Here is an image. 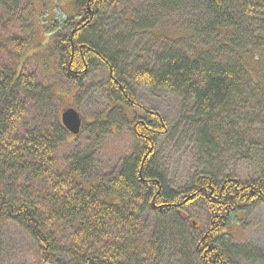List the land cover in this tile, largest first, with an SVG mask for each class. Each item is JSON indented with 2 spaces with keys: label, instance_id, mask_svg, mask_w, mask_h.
Listing matches in <instances>:
<instances>
[{
  "label": "trees",
  "instance_id": "trees-1",
  "mask_svg": "<svg viewBox=\"0 0 264 264\" xmlns=\"http://www.w3.org/2000/svg\"><path fill=\"white\" fill-rule=\"evenodd\" d=\"M21 1L0 0V251L6 258L1 259L0 264H31L34 260L38 264H158L170 240L174 248L181 250V258L188 257L186 248L177 247L184 239L180 235H169L168 225L158 223L164 222L165 213H171L173 219L175 214L180 217L177 210L195 194L201 193L211 206V216L214 212L217 214L212 227L197 240V258L201 264H233L229 258L232 255L226 251L227 233L224 228L229 224L230 215L264 199V175L248 184L235 178L219 180L209 174L198 176L189 188L192 191L190 198L170 189L159 170L153 168V157H150L154 151L152 145L156 143L155 136L166 130L163 128L165 119L159 113L150 116L155 119L148 122L137 119L135 129L145 142L143 149L150 140L154 141L149 142V150L142 161L121 163L119 172L105 191L102 179H85L91 161L89 157H79V154L61 168L62 160L57 159L56 151L61 142L60 135L69 132L61 121L55 125L61 130L46 126L42 119L34 121L37 113L31 112L34 104L42 101L45 105V99L54 98L27 63L26 49L30 39L25 36L27 31L23 25L15 27L25 17L20 10L23 7ZM117 1L74 0L73 16H67L59 28H70V31L67 38L58 40L56 50L65 54L64 42L73 39L77 47H86L83 56L91 54L102 60L110 71L114 85L112 91L120 94L114 103L134 102L132 90L123 79L128 77L193 100L194 113L199 120L206 118L211 121L224 112L230 104L231 94L239 89L237 83L243 77L244 66L230 67L221 61L215 63L205 55L214 48L213 37L222 41L227 54L234 55L239 41L243 43L252 38L247 25L258 23V20L254 23L256 13L258 15L264 7V2L189 0L190 3L184 6L185 0H147L149 6L142 14L138 12L135 19L136 9L131 8L127 19L135 23L141 33L158 22V32L164 41L174 43L192 36L206 43L197 56L175 46L163 48L166 44L163 43L155 54L157 62L154 60V68H133L130 65L134 72L122 74L116 60L123 56L128 38L119 34L114 37L112 33L120 26L117 23L119 11L114 9L110 13L116 16L115 21L107 13ZM156 2L161 5L157 11L152 7ZM188 14L190 27L166 30L165 24L171 21L176 24L177 15L186 17ZM259 18L261 21V15ZM232 33L234 37L229 35ZM175 34L179 35L174 37ZM225 38H230V41ZM258 39L264 41L262 36ZM114 41L120 46L111 50L109 45ZM80 56L76 67L82 70L77 73L85 74L89 67L85 68ZM88 57L93 58L87 56V64ZM258 57L255 55L256 59ZM188 120L194 124L197 122L195 117ZM153 128H158V131ZM197 131L206 143L204 148L209 156L211 151L217 150L211 141L209 126ZM101 192L104 196L99 195ZM172 210L176 211L172 213ZM146 214L155 215V227L159 226L158 232L160 227L163 228L165 237L157 232L144 237L142 217ZM173 224L174 220L169 225ZM176 229L179 231V225ZM159 236L163 237L162 240L158 239Z\"/></svg>",
  "mask_w": 264,
  "mask_h": 264
},
{
  "label": "rangeland",
  "instance_id": "rangeland-1",
  "mask_svg": "<svg viewBox=\"0 0 264 264\" xmlns=\"http://www.w3.org/2000/svg\"><path fill=\"white\" fill-rule=\"evenodd\" d=\"M185 1L184 6H187L190 2ZM21 6L23 7H20V10L25 17L24 20L20 19L22 23L19 22L15 27L20 28L23 25L24 31H27L25 36L30 39L26 49L29 57L27 63L47 87V92H52L54 98L45 99L44 101L47 102L45 105L42 101L34 104L31 108V112L37 111L34 121L42 119L46 126L61 130L55 125L60 121L62 112L68 107L76 108L83 117V127L79 135L72 136L65 133L60 135L61 142L57 147L56 155L58 160H62L61 168H65L69 160L79 154V157H89L91 161L85 179L89 177L102 179L103 191H105L111 179L119 172L121 163L142 161L145 152L149 150V144L154 141L150 140L148 146L143 149L145 142L135 129L137 119L148 122L155 119L150 116L159 113L165 119L163 128L166 130L165 133L161 132L155 136L156 143L152 145L154 151L152 153L150 150L149 153H152L150 157H153L152 165H155L153 168L159 170L165 185L170 189L189 197L192 194L189 188L198 176L206 177L203 175L209 174L219 180L235 178L243 184H248L264 175V41L258 39L260 36L264 38V7L259 10L258 15L256 13L257 18L254 23L257 22L256 20L258 23L247 25L252 32V38L243 43L239 41L240 45L236 47L234 55L227 54L220 39L215 37L211 39L215 41L214 48L205 57L215 63L221 61L224 65H231L230 67L237 65L244 68L243 77L237 83L239 89L231 94L229 106L209 121L206 118L200 120L196 118L193 100L183 99L179 94L162 88L149 87L128 77L123 79L125 85H129L132 90L134 102L125 100V103L119 101L114 103L120 94L112 91L114 85L110 71L102 60L88 54L87 56L93 58L88 57L89 64L85 63L87 56L83 55L86 47L82 45L77 47L73 39L70 41L71 45L69 39L64 42L65 54L55 48L58 40L67 38L70 31V28L65 30L59 28L67 16H73L74 0H22ZM148 6L147 0L142 2L118 0L110 10H107L112 21H115L116 16H111L110 13L114 9L119 11L120 20L117 23L120 26L112 32L114 37L119 34L128 38L127 44L123 45V56L116 60L119 63L118 70L122 74L123 72L131 74L134 72L133 68L138 66L154 68L155 54L163 43H166L163 48L175 46L193 56L203 51L206 42L197 41L196 37L190 36L185 40L181 38L174 43L164 41L162 34L158 32V22L145 33L137 30L135 23L127 19L131 13L129 11L133 7L136 9L133 18L135 19L138 12L142 14ZM160 6L156 2L152 7L157 11ZM260 15L261 21H259ZM189 17V14L186 17L177 15L176 24L172 21L165 24L166 30L190 27ZM75 19L81 22L80 18ZM178 35L175 34L174 37ZM236 39L238 40V36ZM225 40L229 42L230 38ZM109 46L111 50L117 49L120 43L114 41ZM74 54L76 56L72 57ZM255 55L259 57L256 59ZM78 56L82 57L85 68L89 67L85 74L77 73L82 70L76 67L79 62ZM130 65L134 67L131 68ZM250 73L256 84L251 79ZM194 117L197 121L195 124L188 120ZM204 126H209L211 141L217 149L211 151L209 156L204 148L206 143L197 131L203 130ZM153 129L158 131V128ZM99 195L104 196V193L101 192ZM209 205L202 193L195 194L187 204L177 210L182 217L175 214L176 217L174 216L173 219L170 217L171 213L164 214V222L158 224H167L169 235L175 237L180 235L184 239L177 247L182 250L183 247L186 248L188 257L181 258L179 253L181 250L174 248L170 240L158 264H201L197 258L196 243L199 236L212 227L213 218L217 214L214 212L211 216ZM175 211L172 210V213ZM146 216L147 214L142 217L145 223L144 237L151 236L153 232L165 237L163 228L160 227L158 232L159 226L155 227V215L152 214L147 218ZM173 220L174 224L170 226ZM228 222V226L224 228L227 233L225 243L226 251L232 256L229 257L226 253L233 264H264V199L230 215ZM219 224L222 222L220 221ZM178 225L179 231L176 229ZM162 238V236L158 237L159 240ZM1 259L6 258L5 253L0 251ZM31 264L38 262L34 260Z\"/></svg>",
  "mask_w": 264,
  "mask_h": 264
},
{
  "label": "water",
  "instance_id": "water-1",
  "mask_svg": "<svg viewBox=\"0 0 264 264\" xmlns=\"http://www.w3.org/2000/svg\"><path fill=\"white\" fill-rule=\"evenodd\" d=\"M62 122L69 132L77 135L82 126L81 114L75 108H68L62 112Z\"/></svg>",
  "mask_w": 264,
  "mask_h": 264
}]
</instances>
